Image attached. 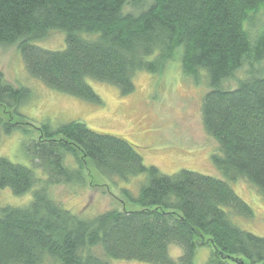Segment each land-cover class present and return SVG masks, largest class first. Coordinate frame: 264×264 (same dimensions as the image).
I'll return each instance as SVG.
<instances>
[{
    "label": "trees",
    "instance_id": "16d2710c",
    "mask_svg": "<svg viewBox=\"0 0 264 264\" xmlns=\"http://www.w3.org/2000/svg\"><path fill=\"white\" fill-rule=\"evenodd\" d=\"M128 2L0 0V45L17 44L34 79L95 105L101 100L91 80L126 95L134 92L137 73L161 74L176 60L193 85L203 83L204 73L203 128L218 144L212 160L225 179L186 169L163 174L146 166L122 136L78 120L43 124L25 148L37 166L0 156V189L15 196L32 192L25 206L0 204V264H197V248L205 245L211 250L206 264H264V236L235 223L253 211L229 184L246 179L264 197V71L221 87L244 59H264V31L251 42L244 30L248 13L264 9V0H151L138 14L123 11ZM54 31L63 32L64 49L35 45ZM27 99L28 89L13 86L0 71L2 113L24 122L17 108ZM0 124L7 134L15 130ZM68 153L73 170L64 164ZM88 162L110 185L123 183L122 195L136 208L83 217L55 200L48 187L82 181ZM39 170L46 179L38 182ZM133 179L134 195L128 187ZM173 245L181 250L175 257Z\"/></svg>",
    "mask_w": 264,
    "mask_h": 264
},
{
    "label": "rangeland",
    "instance_id": "374dc122",
    "mask_svg": "<svg viewBox=\"0 0 264 264\" xmlns=\"http://www.w3.org/2000/svg\"><path fill=\"white\" fill-rule=\"evenodd\" d=\"M150 3L151 0H129L123 11L138 14ZM244 30L251 42L264 31L262 6L248 13ZM35 45L46 50H62L65 48L64 34L62 31L50 32L46 38L36 41ZM244 60L234 77L222 82V88L234 87L236 81L245 78L251 70L264 71V59ZM176 61L170 63L161 74L147 71L137 73L134 77V92L126 95H122L114 85L91 80L90 85L101 100V105H95L56 92L42 81L34 79L25 71L17 44L0 45V71L3 76L13 86L28 89V99L17 108L24 122L12 115L10 118L5 116L0 109L1 122L12 124L11 127L15 128H9L7 134L0 124V156L27 167L30 162L32 166H37L40 162L32 160L27 155L29 151L25 150L30 145L29 139L37 137V128L40 129L43 124L55 128L78 120L91 130L122 136L137 148L146 166H155L163 174L170 175L186 169L224 180V174L212 160L213 155H219L218 144L203 128L200 105L207 89L204 73L201 75L203 83L193 85L191 78L183 75ZM64 159V164L72 170L76 167V161L69 153ZM87 164L82 168V181L72 179L68 183L49 186L51 196L83 217L96 216L107 209L136 208L134 204L127 203L122 195L120 187H126L123 183L117 181V185H110L89 162ZM35 174L37 181L46 179L43 170ZM136 182L133 179L128 183L133 195L137 193ZM229 184L253 211L252 218L236 216L235 223L245 231L264 236V197L246 179L239 178ZM31 196L32 192L15 196L9 188L0 189V204L22 207L28 204ZM169 250L172 257L181 253L175 245ZM210 252L206 245L198 247L196 263L206 264ZM108 264L150 263L110 259Z\"/></svg>",
    "mask_w": 264,
    "mask_h": 264
}]
</instances>
